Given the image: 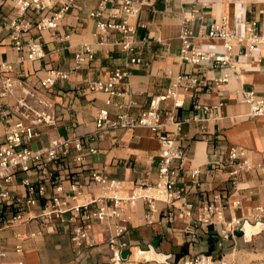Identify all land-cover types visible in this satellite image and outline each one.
I'll use <instances>...</instances> for the list:
<instances>
[{
    "label": "crops",
    "instance_id": "0c3cea01",
    "mask_svg": "<svg viewBox=\"0 0 264 264\" xmlns=\"http://www.w3.org/2000/svg\"><path fill=\"white\" fill-rule=\"evenodd\" d=\"M99 8L102 17L92 19L90 13ZM58 9L43 14L28 10L21 15L12 1L0 4V64L12 66L10 72L0 74V80L11 77L46 98L56 118L55 125L37 127L26 146L40 152L57 139L82 144L80 151L72 144L66 158L44 170L18 171L3 188L7 197L0 204V255L5 256L0 264H110L108 240L120 228L124 229L117 239L125 244L122 256L134 264H182L200 255L228 264H264V213L258 212L264 205V116L250 118V108L243 103L247 92L264 99V44L245 40L253 23L258 31L264 28V0H151L137 17L127 19L133 31L129 35L134 42L132 57L139 61L129 67V80L118 87L120 97L92 90L131 58L119 45L122 33L111 30L95 35L98 21L119 24L123 20L110 18L113 4L75 0L57 28L38 30L39 21L51 18ZM223 24L236 36L229 65L212 60L194 65L181 59L185 26L196 51L227 55L222 40L205 34L207 26ZM25 26L27 30L22 29ZM16 36L22 43L20 50L13 41ZM31 42L41 47L42 58L28 59ZM50 71L66 73L68 78L44 89L41 81ZM225 74L228 79L222 81ZM180 76L198 79L197 88H180L175 99L159 106L161 132L175 138L185 152L174 188L179 198L170 204L157 201L154 210L145 199L134 205L124 201L118 220L75 223L71 210L75 206L88 205L81 209V218L97 211L99 200L113 207L109 192L92 183L94 173L120 183L115 194L123 200L140 188H154L159 181L158 135L145 127L97 130L99 112L107 110L111 120L125 113L136 117L148 111L154 99L166 96ZM21 95L17 85L13 97L0 98V143L16 121L13 110ZM176 102L181 106L176 107ZM204 106L211 111L204 113ZM233 148L241 149L251 163V169L238 176L237 187L229 167ZM194 170L199 171L197 179L191 177ZM74 185L80 187L73 190ZM55 198L65 201L68 211L46 217ZM188 204L191 217L185 214ZM208 205L220 208L221 223L216 215L208 222L199 220ZM235 220L240 224L234 225ZM77 225L88 232L80 249L72 241ZM139 251L146 252L145 259L138 258Z\"/></svg>",
    "mask_w": 264,
    "mask_h": 264
},
{
    "label": "built area",
    "instance_id": "2783aa9c",
    "mask_svg": "<svg viewBox=\"0 0 264 264\" xmlns=\"http://www.w3.org/2000/svg\"><path fill=\"white\" fill-rule=\"evenodd\" d=\"M8 1L14 3L18 13L24 15L28 10H34L38 14H43L48 10H53L56 6H59L58 12L54 13L51 18L44 17L37 24L38 30L54 29L58 26V21L63 18L65 14L74 6L75 0H0V4H4ZM113 4L112 12L109 16L112 20L122 18L123 20L119 24L104 23L98 21L97 32L95 35H106L111 30H116L124 35V40L119 43L122 50L131 58L127 61L123 68L115 70L106 82H96L92 86V90L96 92L107 93L110 97H120L123 94L118 92V87L130 78L129 67L139 60L132 57L134 53V42L130 41L129 35L133 33L128 26L127 19L137 17L141 11L151 5V0H108ZM105 3V1H104ZM104 3L100 6L103 7ZM102 8L96 9L90 13L92 19H98L102 17ZM27 30L28 26L22 28ZM19 27H15L16 31L22 30ZM205 34L210 38H218L224 42V48L227 51V55L218 56L215 54H205L195 50L192 38L193 35L185 26L181 34V59L194 64L200 65L204 61H214L217 65L223 66L230 64L229 53L232 50L231 41L236 38L235 34L230 32L226 26L223 25H211L205 28ZM246 41L252 44H264V28L260 31L257 29V24L253 23L247 29ZM15 41V47L20 50L22 43L19 37H13ZM41 47L31 42L28 48V59L35 60L42 58ZM12 70L10 64H0V74L8 73ZM68 74L50 71L44 80L41 81V87L44 89H51L58 81L67 80ZM228 75L225 74L222 81H227ZM186 85L182 87V84ZM198 79L188 78L187 76H180L177 78L175 84L171 86L166 96L154 99L151 102V107L148 111L141 113L140 115L133 117L129 114H122L118 116L116 120L109 118L107 110H101L96 118L95 126L97 130L102 129H123L129 130L137 127L148 128L152 133L158 135L161 143V150L159 153V181L157 185L148 190L138 189L127 200L119 198L115 191L119 188L120 183L116 181H109L97 173L92 175V183L98 184L102 189L109 192V198L113 201V207L109 208L102 203L101 200L97 201L100 207L97 211L88 213L83 218L79 216L82 206H75L71 210L75 212L73 221L77 223L79 220L82 222H106L111 220H118L121 217V203L124 201L134 205L137 200L145 199L148 201L152 210H154V203L157 201L165 202L167 204L173 203L177 197L174 192L176 185V179L179 177L180 172L183 170V162L185 160V152L181 146L177 143L176 139L163 134L162 129V115L159 111L161 102H164L168 98H176L180 88L185 91L195 90L198 86ZM22 88V95L16 99L13 114L16 121L8 127L5 140L0 143V204L6 199L7 192L3 191V188L10 185L13 181V176L22 171L28 173L35 170H44L49 163L57 162L66 158L69 154L71 145L73 144L77 151H80L82 144L76 140H61L57 139L51 142L50 147L40 152H34L26 146L27 141H31L35 138V129L40 126H52L56 123V118L52 111V104L43 96L39 95L34 90L25 88L22 82L11 77H4L0 80V98L8 99L14 96L16 86ZM243 103L247 104L250 108L249 117L256 118L264 116V99L257 98L253 93H243ZM107 104H111L108 101ZM176 107H180V102L175 103ZM204 113L211 111L210 107L204 106ZM81 161V159H78ZM229 167L232 168L230 176L233 178V183L237 187L238 176L242 172H247L251 169V163L247 158H244V153L241 149L233 148L229 154ZM191 177L197 179L199 177V171L194 170ZM74 185L72 188H79ZM58 191H62L61 186L57 188ZM32 193V192H31ZM28 203L33 204V201ZM66 202L61 198H55L53 200V206L46 212V217L55 215L60 217L67 212ZM186 207V216L191 217L192 205L188 204ZM259 213H264V205L258 208ZM216 215L219 223L222 222V214L219 207L214 205H208L203 207L202 214L199 220L202 222H208L211 216ZM18 216L16 219H20ZM259 220L256 222L258 225ZM234 225H239L240 221H234ZM247 222L244 223V225ZM244 226L241 227L242 232ZM124 229H117L116 235L109 238L108 244L111 251L110 264H134L129 258L125 259L122 256V248L125 244L118 242V237L123 233ZM229 234L225 233V237L228 238ZM88 237L87 230L83 225H77L72 241L77 249H80ZM17 250L20 252L21 247L18 246ZM146 252L139 251L137 256L139 259H145ZM4 254L0 255L4 257ZM182 264H228L223 259H214L211 256L200 255L193 259L185 260Z\"/></svg>",
    "mask_w": 264,
    "mask_h": 264
}]
</instances>
